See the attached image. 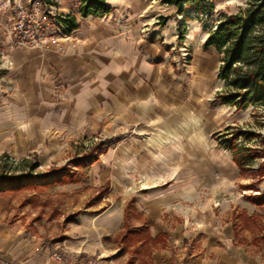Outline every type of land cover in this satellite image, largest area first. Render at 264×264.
Wrapping results in <instances>:
<instances>
[{
	"label": "crops",
	"instance_id": "crops-1",
	"mask_svg": "<svg viewBox=\"0 0 264 264\" xmlns=\"http://www.w3.org/2000/svg\"><path fill=\"white\" fill-rule=\"evenodd\" d=\"M54 1L61 17L78 10L77 0ZM147 2L106 0L110 12L77 15L62 52L9 51L12 38L1 33L0 154L42 168L86 134L120 139L86 175L95 188L109 186L102 210L88 208L54 236L0 219V264H56V249L121 264H264V205L234 190L241 171L216 138L221 130L206 126L216 104L211 74L198 71L205 60L197 57L193 78L176 72L167 49L176 26L170 40L167 26L159 30L165 42L147 35L160 15ZM218 92L213 101L239 112Z\"/></svg>",
	"mask_w": 264,
	"mask_h": 264
},
{
	"label": "rangeland",
	"instance_id": "rangeland-1",
	"mask_svg": "<svg viewBox=\"0 0 264 264\" xmlns=\"http://www.w3.org/2000/svg\"><path fill=\"white\" fill-rule=\"evenodd\" d=\"M211 1L214 2L215 9L210 14L196 11L190 4L186 5L185 12L181 14L174 6L164 3L163 0H148L147 4L150 5V10H152L150 14L160 15L154 17V22L152 23V26L158 29V32L152 35L148 31L146 33L160 42H165L159 30L164 25L167 26L168 40H170V35H172L171 26H176L175 43L168 46V48L166 47L170 52L169 60L175 66L176 72L183 71L187 75L190 73L189 76L193 78V74H196L194 66L197 57L201 56L204 58L205 61L200 64L198 71L211 74L212 82L209 80L207 88L209 91L208 98L212 99V102L216 104L211 111L212 116L207 119L208 123L206 126L208 131L219 129L221 130L220 133H223L225 127L230 124H232L230 126L241 128L242 130H251L257 135L253 140H245L244 136H242L238 138L237 143H246L248 147L264 149V126L258 124L257 118L252 116L253 109L251 107L235 112L233 108L220 106L216 100L213 101L216 93L225 86V81L218 79L221 54L213 48H206L208 37L214 31L215 25L224 15L236 13L244 8L247 0ZM52 11L56 14L54 6ZM73 13H77V11ZM23 18L25 25H28L31 31H35L34 25L38 22L39 17L36 16L30 0H10L7 6H0V35L5 32L13 39V33L18 30L20 21ZM180 36H183L182 42H180ZM0 65L1 70L2 64ZM258 115L263 116L264 109L259 111ZM260 120L264 122V117H261ZM127 132L129 133V131ZM134 132L131 131L130 133ZM119 136L120 134L112 135L102 130L86 134L85 137L77 140L76 143L69 145L66 154L62 158L51 160L48 166L42 168L38 166L31 173L27 171V165L35 161L33 158H30L25 165L8 168V173L2 172L1 168L0 187L3 185L7 187L5 191L0 189V219L10 222L20 221V224L32 234L54 236L61 229L64 230L68 224L74 222L76 216L80 213H86L88 208H90V215L100 212L102 207L98 206H102V203L105 202L104 197L106 195L97 193L94 189L95 187L89 185L87 178L78 184L55 186L53 184L46 185V180L43 177L49 174L52 168L59 167H68L71 170H76L80 166L85 165L87 166V173L108 149L115 146L120 139ZM206 136L212 138L214 137V132L207 133ZM96 157H98L97 161L92 163V160ZM10 158L16 161L11 156ZM11 176H16L21 181H16L13 185V182L7 179ZM242 176L244 180L236 183L235 191L243 193L242 189H245L243 184L249 182V184L254 186L252 187L253 189H245L247 194L255 195L259 194V191L264 194V156L255 159L253 164L246 168ZM48 179L53 180V177L51 176ZM234 195L237 196L236 193ZM223 199L232 200L233 198L228 193L223 196ZM261 212L263 213L264 209H261ZM256 216L263 215L258 213ZM255 229L256 232H261L262 226Z\"/></svg>",
	"mask_w": 264,
	"mask_h": 264
},
{
	"label": "trees",
	"instance_id": "trees-1",
	"mask_svg": "<svg viewBox=\"0 0 264 264\" xmlns=\"http://www.w3.org/2000/svg\"><path fill=\"white\" fill-rule=\"evenodd\" d=\"M42 1L48 6H55L56 4L54 0ZM163 1L174 6L181 14L185 12L187 4L192 5L196 11L207 14L212 13L215 9L214 2L211 0ZM77 5V13H70L60 19L64 30L68 33L78 27L77 15L82 18L98 17L111 11L106 0H77ZM182 40L183 36H180V42ZM209 47H215L221 53L222 63L218 77L225 81V86L218 92L217 98L222 104L235 107L236 111L253 107L252 116L257 118L258 124L264 126V122L260 120L264 115H258L259 111L264 109V0H247L246 6L238 12L224 15L208 37L206 48ZM216 135H218V142L233 154L234 162L240 168L242 175L255 159L264 156V149L248 147L246 143H237L238 138L242 136L245 140H253L257 135L251 130L227 126L223 133L219 132ZM29 159L25 158L16 162L8 154H2L0 156V169L2 168V172L8 173V168L25 165ZM97 159L98 157L94 158L92 163ZM27 166V171L31 173L37 169L39 164L35 160ZM86 167L83 165L76 170H71L68 167L52 168L50 173L43 178L46 180V185L78 184L86 178ZM51 176L53 180L48 179ZM7 179L13 182V185L14 182L21 181L16 176ZM244 186L245 189H253L254 185L247 184ZM6 187L5 185L1 186V191H5ZM94 189L97 193L105 195L109 186L105 185ZM246 198L258 206L264 205V195H248ZM155 240H159V237Z\"/></svg>",
	"mask_w": 264,
	"mask_h": 264
},
{
	"label": "built area",
	"instance_id": "built-area-1",
	"mask_svg": "<svg viewBox=\"0 0 264 264\" xmlns=\"http://www.w3.org/2000/svg\"><path fill=\"white\" fill-rule=\"evenodd\" d=\"M9 2L10 0H0V6H7ZM30 4L34 8L36 16L39 17L38 22L34 25L35 31H31L30 27L25 25L23 18L18 30L13 33L14 38L9 42L7 49L9 51L20 47L46 49L50 45H55L58 51H64L60 41L67 38L69 33L64 30L60 21L62 17L52 11L53 6L44 4L42 0H30ZM2 55L3 51H0V56ZM50 258L56 264H121L112 257L102 255L80 254L73 257L60 249L54 250Z\"/></svg>",
	"mask_w": 264,
	"mask_h": 264
}]
</instances>
